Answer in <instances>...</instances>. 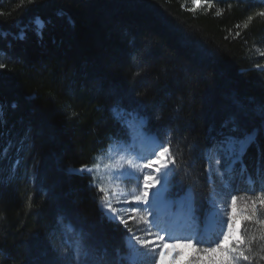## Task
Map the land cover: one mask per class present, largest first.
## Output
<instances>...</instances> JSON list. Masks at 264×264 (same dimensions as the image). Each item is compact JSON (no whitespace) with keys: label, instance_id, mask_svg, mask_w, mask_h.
<instances>
[{"label":"trees","instance_id":"1","mask_svg":"<svg viewBox=\"0 0 264 264\" xmlns=\"http://www.w3.org/2000/svg\"><path fill=\"white\" fill-rule=\"evenodd\" d=\"M201 2L0 0V48L18 61L4 56L8 68L0 70V122L6 121L0 149L10 146L7 157H0V264H61L49 238L61 217L110 248L122 244L126 230L107 223L99 210L96 197L102 193L70 171L93 166L114 138H125L112 114L118 100L131 108L127 97L140 101L146 92L151 129L161 139L174 129L173 147L186 160L197 146L209 145L238 102L249 110L264 103V69L256 67L264 66V18L244 27L264 4ZM61 11L64 17L57 15ZM36 16L52 21L43 38L33 30ZM22 28L26 39H16ZM260 123L250 111L248 129ZM250 155L254 166L255 148ZM205 167L204 159L196 161L202 182ZM175 179L187 187L186 177Z\"/></svg>","mask_w":264,"mask_h":264},{"label":"snow or ice","instance_id":"2","mask_svg":"<svg viewBox=\"0 0 264 264\" xmlns=\"http://www.w3.org/2000/svg\"><path fill=\"white\" fill-rule=\"evenodd\" d=\"M24 2L34 5L47 0ZM191 2L197 5L201 0ZM235 2L240 4L247 0ZM260 3L264 4V0ZM207 7L212 8L213 4L207 3ZM189 11L195 12L196 8ZM220 14L217 11L216 15ZM57 15L64 17L65 14L61 11ZM256 17L264 18V10L249 15L244 27ZM68 21L71 22L70 17ZM51 23L36 16L33 20L35 34L43 38ZM16 39H26L23 28ZM4 56L8 54L0 48V70L8 68ZM8 59L18 62L11 56ZM256 67L264 69L259 64ZM142 71L140 68L134 72L133 83ZM119 95L124 97L126 93L121 91ZM140 95V101L127 97L134 107H125L121 99L112 108L113 118L121 125L125 137H116L114 142L124 155L114 164L105 165L106 169L116 172L115 181L126 180L135 187L125 192L119 183L109 187L98 184L99 163L70 170L81 179L89 178V188L103 194L96 197L99 210L107 223L117 229L123 226L126 230L123 242L110 248L91 232L61 217L56 230L49 236L52 247L61 257V264H176L184 255L177 249L190 250L185 264L264 262V103L249 110L238 102V111L212 136L209 145L204 149L197 146L186 160L178 148L173 147L174 129L163 139L151 129L147 116L148 94L142 92ZM11 107L14 109L17 105L13 103ZM3 110L4 106L0 105V112ZM250 111L257 113L261 121L251 130L246 126ZM156 119L161 117L157 115ZM5 125L6 121L0 122V127ZM253 148L256 160L254 166H249ZM9 151L10 146L0 149V157L6 158ZM199 159H204L206 165L203 182L194 170ZM16 163L18 165L19 161ZM177 176L187 178L186 188L183 180L175 179ZM241 183L246 185L244 189L239 188ZM204 184L208 188L206 194ZM242 199L245 200L243 205L239 203ZM26 208L29 211L34 208L32 194L28 195ZM170 255L171 261L167 260Z\"/></svg>","mask_w":264,"mask_h":264},{"label":"rangeland","instance_id":"3","mask_svg":"<svg viewBox=\"0 0 264 264\" xmlns=\"http://www.w3.org/2000/svg\"><path fill=\"white\" fill-rule=\"evenodd\" d=\"M201 4H202V2L200 4H197V5H193V4L192 5L195 7H198ZM141 147H144V146H141ZM121 155H124V153L117 148L116 144H114V146L111 148V154H109V151H107L101 157H99V159L96 160V163L100 164V169H99V172H98L96 177L98 180V184H103L105 187H109L110 185H113L115 183H119L121 188H123V190L125 192H130L135 187L134 183H130L126 180L115 181L114 177L116 175V172L114 170L105 168V165H107L109 163L114 164L115 161L118 160ZM130 223H132L133 225L135 224V222H133V221H130ZM180 234L181 233H178V235H180ZM176 251L184 252V255L181 256L179 261L176 262V264H183L188 259L190 250H188V249H177ZM167 260L171 261L172 255L168 256Z\"/></svg>","mask_w":264,"mask_h":264}]
</instances>
